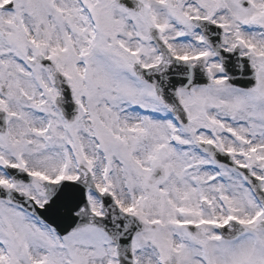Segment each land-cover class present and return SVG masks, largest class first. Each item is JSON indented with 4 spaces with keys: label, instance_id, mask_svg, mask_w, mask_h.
Here are the masks:
<instances>
[{
    "label": "snow or ice",
    "instance_id": "snow-or-ice-1",
    "mask_svg": "<svg viewBox=\"0 0 264 264\" xmlns=\"http://www.w3.org/2000/svg\"><path fill=\"white\" fill-rule=\"evenodd\" d=\"M0 264H264V0H0Z\"/></svg>",
    "mask_w": 264,
    "mask_h": 264
}]
</instances>
